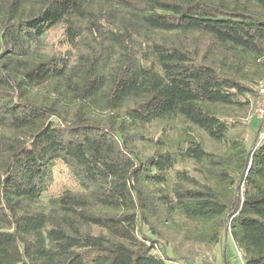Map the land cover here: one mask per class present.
I'll return each mask as SVG.
<instances>
[{
	"label": "trees",
	"instance_id": "obj_1",
	"mask_svg": "<svg viewBox=\"0 0 264 264\" xmlns=\"http://www.w3.org/2000/svg\"><path fill=\"white\" fill-rule=\"evenodd\" d=\"M262 80L264 0H0V264H177L175 218L264 264L263 125L224 155L186 131L227 142Z\"/></svg>",
	"mask_w": 264,
	"mask_h": 264
},
{
	"label": "rangeland",
	"instance_id": "obj_2",
	"mask_svg": "<svg viewBox=\"0 0 264 264\" xmlns=\"http://www.w3.org/2000/svg\"><path fill=\"white\" fill-rule=\"evenodd\" d=\"M245 76L247 80L255 84V79L251 78V72H247ZM255 102L249 101L243 106L219 107L218 115L227 120L230 124L228 141L217 143L208 138V136L196 128H187L186 131L193 133L202 142L206 151L215 155H224L230 151L231 141H237L246 150L251 149L253 142L256 139V129L259 122L255 118H251V112L254 108ZM264 127V124H262ZM168 127H171L169 129ZM182 127H187L181 121H174L173 123L156 122L151 126L153 134L160 135L167 131L172 140H175L177 133ZM171 130V131H170ZM264 131V130H263ZM262 131V132H263ZM260 134L257 135L259 141ZM191 174H195V170L191 165H186ZM181 168L180 166L176 169ZM234 173V171H233ZM54 181L47 193H45L40 200L41 205L47 206V201L51 197L59 195L65 189L76 190L77 186L71 174L60 164L56 165L53 170ZM199 229L201 226L196 225ZM176 234L170 237L169 241L165 243L164 249L169 257H171L177 264H224L221 260V252L225 250V256L230 264H244L242 261V252H240L233 243L230 235H224L218 244L203 245L193 244L188 242H181L180 237L186 229H194L195 225L183 221L181 218H175L174 221L168 225ZM158 249L156 252L158 253Z\"/></svg>",
	"mask_w": 264,
	"mask_h": 264
},
{
	"label": "built area",
	"instance_id": "obj_3",
	"mask_svg": "<svg viewBox=\"0 0 264 264\" xmlns=\"http://www.w3.org/2000/svg\"><path fill=\"white\" fill-rule=\"evenodd\" d=\"M251 118H255L264 124V80L260 81L257 86V101L251 112ZM264 138V131L260 133L259 140Z\"/></svg>",
	"mask_w": 264,
	"mask_h": 264
}]
</instances>
